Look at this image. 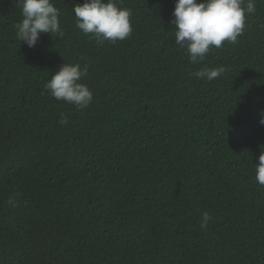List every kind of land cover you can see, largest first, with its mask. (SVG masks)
<instances>
[{
    "label": "trees",
    "instance_id": "obj_1",
    "mask_svg": "<svg viewBox=\"0 0 264 264\" xmlns=\"http://www.w3.org/2000/svg\"><path fill=\"white\" fill-rule=\"evenodd\" d=\"M53 2L64 36L30 48L0 0V264H264V0L196 65L176 0H121L133 31L102 46L76 28L83 0ZM64 62L87 65L86 108L44 88Z\"/></svg>",
    "mask_w": 264,
    "mask_h": 264
},
{
    "label": "clouds",
    "instance_id": "obj_2",
    "mask_svg": "<svg viewBox=\"0 0 264 264\" xmlns=\"http://www.w3.org/2000/svg\"><path fill=\"white\" fill-rule=\"evenodd\" d=\"M257 0H176L173 10L175 44L185 48L191 64L202 62L212 48H220L224 42L235 44L244 32L247 15L256 11ZM22 19L14 25L16 36L28 47H35L41 34L64 36L59 20L60 10L53 0H20ZM76 28L85 35L91 34L98 45L105 41L115 43L129 37L133 31L130 8L122 7L121 0H83L74 4ZM225 68H203L193 75L197 79L214 80ZM87 75V65L63 63L51 73L44 88L56 100L86 108L93 99L90 88L82 83ZM63 117L60 123L67 124ZM264 124V116L260 120ZM255 164V180L264 186V148L260 147ZM9 203H12L9 200ZM211 219L208 212L202 214L201 227L206 228Z\"/></svg>",
    "mask_w": 264,
    "mask_h": 264
}]
</instances>
